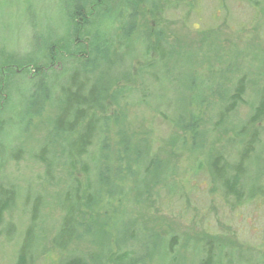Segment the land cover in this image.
Wrapping results in <instances>:
<instances>
[{
    "label": "rangeland",
    "instance_id": "rangeland-1",
    "mask_svg": "<svg viewBox=\"0 0 264 264\" xmlns=\"http://www.w3.org/2000/svg\"><path fill=\"white\" fill-rule=\"evenodd\" d=\"M250 1L258 8L246 0H118L105 8V57L92 59L87 48L69 54L67 3L5 0L0 186L14 190L15 202L3 219L0 264H14L35 200L34 264H47L65 194L84 162L92 165V199L86 206L87 180L80 176L79 237L66 256L87 264H200L210 253L212 264H264V120L246 165L244 201L225 196L212 170L215 158L235 162L244 142L240 129L264 87V0ZM90 9L93 23L100 9ZM53 53L51 91L43 68ZM76 58L83 65L74 68L96 94L88 119L100 122L86 159L71 153L73 134L53 129L60 87L70 75V65H61ZM10 67L17 69L8 74ZM36 78L45 89L39 101L29 94ZM239 80L242 102L218 121Z\"/></svg>",
    "mask_w": 264,
    "mask_h": 264
},
{
    "label": "trees",
    "instance_id": "trees-1",
    "mask_svg": "<svg viewBox=\"0 0 264 264\" xmlns=\"http://www.w3.org/2000/svg\"><path fill=\"white\" fill-rule=\"evenodd\" d=\"M20 4L23 0H17ZM67 2L60 0H56L58 5H63L67 3L68 16L65 17V23L69 27V31L71 33L70 39L72 42L70 43V47L72 48L69 54L76 52L78 48L84 49L87 48V51L93 52L92 59L96 58V54L100 52L99 57L104 58L107 52V44L110 42L109 40V27L110 20L105 13L106 7L114 8L118 3V0L114 2L113 0H66ZM247 5H250L253 9L258 8V3L246 0ZM3 2V5L0 4V16L5 12V0H0V3ZM116 3V4H115ZM130 4V2H129ZM65 5V4H64ZM61 6L62 8L64 7ZM130 6V5H129ZM94 7L96 10L100 9L99 14L94 15L93 23L88 21L87 11L91 10L90 8ZM89 9V10H88ZM104 11H103V10ZM109 9V8H107ZM133 9V8H131ZM110 13V11H109ZM70 14V15H69ZM130 20H132V16L130 15ZM80 29L83 31L82 36L76 37ZM73 30V31H72ZM70 35V34H69ZM83 37L90 38L89 43L84 45L81 43V39ZM90 45V46H89ZM69 46V45H68ZM88 46V47H86ZM74 51V52H73ZM75 53V55H76ZM53 61H54V53ZM90 56V54H89ZM6 59L2 58L0 61H4ZM91 59V60H92ZM58 60V59H57ZM57 60L52 62V56L49 57V64L47 67L43 68L48 70V74L46 75L47 83L49 86V90L55 89L54 84V64ZM76 60V61H75ZM72 59V63H62L61 67H66L70 65L69 77H66V80H63L62 85L60 87V92L62 96L58 100L59 109L57 115L53 122V129L56 135L62 134H73L74 137L70 142L71 153L79 158L86 159L89 156V151H91V147H93L94 135L97 134L98 128L100 126V122L98 119H88V113L92 109L95 101L96 94L94 89L91 87L88 88V80L86 77H81L80 75V67H75L81 60L76 58ZM90 60V61H91ZM86 60V62H88ZM89 61V62H90ZM59 62V61H58ZM92 62V61H91ZM80 65L81 62L79 63ZM54 66V67H53ZM11 68V67H10ZM13 71H6L8 74L11 72H15L17 68H11ZM57 69V68H56ZM60 69V67H59ZM57 69V70H59ZM6 70V68H5ZM40 71L37 68L36 72ZM56 71V70H55ZM5 72V74H6ZM61 73H58L61 77ZM15 73H12L14 75ZM37 75L39 72L36 73ZM35 74V75H36ZM64 75L66 72L63 73ZM44 75V74H43ZM27 77V75H26ZM25 79V77H18L15 82L21 81ZM1 80V79H0ZM42 82L37 78L32 81L29 94L32 97H35V101H39V98H44L45 89L41 86ZM244 80H239L237 85L235 86L232 95L230 96V104L225 108L224 112L219 115L218 121H222L230 113H232L237 104H240L243 99L244 92ZM1 89V88H0ZM2 92V91H1ZM2 95V94H0ZM34 98V99H35ZM33 99V101H34ZM32 101V102H33ZM5 101H1L4 103ZM5 105V104H4ZM4 105H0L3 107ZM264 120V87L261 91L260 98L253 108L252 113L250 114L247 122L241 127L239 134L240 137L244 138V142L242 147L240 148L236 160L233 165L228 164L227 161L222 159V157L215 158L212 162V170L216 180L221 184L223 193L228 198H233L235 202L241 203L245 199V192L242 185L243 178L246 172V165L249 161L250 157L254 154L256 146L259 145L260 142V134L259 129L256 127L262 123ZM84 122V124H83ZM82 126V129L76 132L78 127ZM192 137L196 139V137H200L201 133L197 131H191ZM6 133H4L5 135ZM209 134V133H207ZM2 135L0 134V138ZM206 139V138H205ZM196 143H192V145ZM194 146V145H193ZM3 149H0V151ZM4 151V150H3ZM89 162H84L81 167V173L79 175V179L74 178V184L69 188L64 197V202L62 206L63 217L55 237L50 241L48 248L46 249V255L44 260L47 264H87L81 257L78 256H66L69 248L72 243L79 237L78 232V213L81 205V198H83V187L80 181V176H83L86 180V189L87 195L85 196V204L86 206L90 204L92 199V186L90 185L91 175H92V165L88 164ZM92 190V191H91ZM15 202V193L11 187L0 186V235L1 229L3 225L4 215L9 212ZM38 200H35L31 205L30 209V224L28 225L27 230L24 233L22 238V243L17 251L14 264H34V254H33V246H34V234L36 228V222L38 220V212L40 208V203ZM12 228L10 227V231ZM176 246L175 238H171L168 242L169 249H172ZM211 248V247H210ZM174 249V248H173ZM172 249V250H173ZM213 250V249H212ZM212 255L208 253L205 255V258L200 262V264H212Z\"/></svg>",
    "mask_w": 264,
    "mask_h": 264
}]
</instances>
